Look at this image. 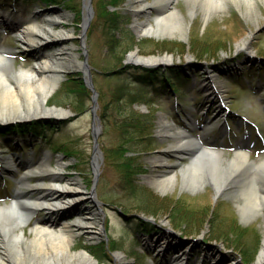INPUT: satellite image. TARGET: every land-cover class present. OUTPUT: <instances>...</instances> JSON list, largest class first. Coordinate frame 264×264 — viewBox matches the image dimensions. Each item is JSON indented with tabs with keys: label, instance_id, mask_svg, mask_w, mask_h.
Wrapping results in <instances>:
<instances>
[{
	"label": "rangeland",
	"instance_id": "374dc122",
	"mask_svg": "<svg viewBox=\"0 0 264 264\" xmlns=\"http://www.w3.org/2000/svg\"><path fill=\"white\" fill-rule=\"evenodd\" d=\"M134 1L55 0L45 5L37 0L27 5L19 0L13 8L11 1L0 0V16L7 21L0 22V50L10 51L14 69L34 67L45 53L68 48L88 70H65L47 102L67 112V118L0 123L9 129L38 122V134L0 137V147L8 151L4 156L15 151L23 153L20 161L46 157L67 166L84 196L70 211L52 217L39 211L33 220L76 223L79 213H88L89 223L79 231L72 229L71 243L73 252L85 251L94 264H174L186 257L188 264H244L250 257L247 264H256L264 240V210L244 219L232 190L216 196L208 183L184 187L180 169L190 160L174 152V135H160L159 121L185 130L206 147L223 150L225 157L231 158L242 142L251 160L264 159V2L256 0L249 15L243 6L227 2L222 11L203 17L200 8L191 12L189 0H177L172 7L187 26L185 37L175 33L159 38L137 36ZM88 8L90 21L84 28ZM29 18L44 26L53 19L58 26L48 30L49 36L63 31L70 37L41 48L24 47L19 36ZM244 39L247 50L238 47ZM132 52L143 58L169 56L172 61L133 64L128 61ZM213 91L224 93L232 112L215 102ZM95 124L100 126L96 147ZM94 157L96 177L91 172ZM154 158L163 161L154 163ZM171 166L176 179L161 191L150 178ZM123 173L134 181L133 193L126 190ZM11 175L0 171V198H9L19 188ZM141 221L168 232L146 235Z\"/></svg>",
	"mask_w": 264,
	"mask_h": 264
},
{
	"label": "bare ground",
	"instance_id": "6f19581e",
	"mask_svg": "<svg viewBox=\"0 0 264 264\" xmlns=\"http://www.w3.org/2000/svg\"><path fill=\"white\" fill-rule=\"evenodd\" d=\"M175 2L177 0H154L147 4L144 0L132 2L137 36L163 38L178 33L185 37L187 26L180 13L172 7ZM227 2L243 6L248 15L256 4V0H189L191 12L195 14L200 8L203 17L222 11ZM140 15H146L148 19L139 21ZM84 23L85 18L83 26ZM44 24L45 26L41 25L33 18L24 22L19 36L24 47L41 48L49 41L60 43L70 37L69 34L59 31L57 37L51 38L48 30L58 26V22L47 19ZM238 47L249 49L248 40L244 39ZM67 50L68 48L56 49L54 53L47 52L35 61L34 67L18 70L14 69L6 52L0 51V123L31 121L37 118H67V112L48 107L47 102L65 70L79 68L88 72L87 65L79 60L78 54H71ZM128 61L153 66L165 65L171 62L172 58H143L138 52H132ZM159 125L160 135L175 136L176 144L172 148L177 156H187L190 160L180 169L184 187L196 189L208 183L216 196L232 190L240 201L239 212L244 219L263 212L264 159L251 160L242 142L237 143L233 156L228 158L224 156V151L204 147L197 138L187 134L185 130L169 126L166 120H160ZM94 126L95 130H99L98 124ZM10 159L2 157L1 160L7 164ZM152 161L162 163L163 160L154 158ZM94 162L98 169L96 157ZM24 165H27L25 172L18 178L20 189L10 196V202L0 203V264H94L85 251L73 252L71 243L74 237L72 229H83V225L89 223L88 213H79L80 217L76 223L52 218L33 220L39 211H45L52 217L70 211L82 203L85 199L78 183L71 178H59L54 175L45 157L35 162V169L31 168V164ZM174 169L175 167L171 166L163 174L151 177V184L165 191L176 179ZM61 179L66 183H55ZM56 187L63 188V192L57 191ZM26 226L28 228H25ZM26 229L29 230V237L26 235ZM256 264H264V240Z\"/></svg>",
	"mask_w": 264,
	"mask_h": 264
},
{
	"label": "trees",
	"instance_id": "16d2710c",
	"mask_svg": "<svg viewBox=\"0 0 264 264\" xmlns=\"http://www.w3.org/2000/svg\"><path fill=\"white\" fill-rule=\"evenodd\" d=\"M50 1H55V0H41V2L43 3H47V2H50ZM110 21V24L111 26L110 27H113L114 26V18L112 19H109ZM112 29V28H111ZM114 43L111 44V47H114ZM147 74H148V70H147ZM153 77V76H152ZM29 128V130H36L38 128V124L36 123H32L30 124L29 126H20V127H10L9 129H5L4 131L5 132H19V131H23L25 129ZM134 129H137V127L133 126ZM140 128V127H139ZM4 135L3 134V131L2 129L0 128V136ZM126 158V157H125ZM126 159H129V158H126ZM124 167L125 165H127V163H123ZM124 174V173H123ZM125 175V174H124ZM125 180L124 181V184L126 185V190H128V193L130 194L131 192L133 193L135 191V188L136 185L133 183L134 181L129 177V176H126L125 175ZM212 220V219H211ZM210 220V222H211ZM141 227H143L145 229V231H148V230H155L152 226V224L148 221H144L142 222L141 221ZM248 258V257H246ZM244 259V258H243ZM244 263L247 264V262H252V257H250L249 259L247 260H243Z\"/></svg>",
	"mask_w": 264,
	"mask_h": 264
},
{
	"label": "water",
	"instance_id": "95a60500",
	"mask_svg": "<svg viewBox=\"0 0 264 264\" xmlns=\"http://www.w3.org/2000/svg\"><path fill=\"white\" fill-rule=\"evenodd\" d=\"M87 19H86V23H85V27L88 25V23H89V20H90V12H89V10H88V13H87ZM88 85H89V87L90 88H92V86H91V84L90 83H88ZM95 94H94V96H93V103L95 102ZM92 134H93V136H94V146L96 147V131H95V129H93L92 130ZM94 175H96V172L94 171ZM152 224V223H151ZM152 226H153V228L156 230V231H158V232H160V233H166V232H168V231H166V230H164V229H162V228H159V227H157L156 225H154V224H152Z\"/></svg>",
	"mask_w": 264,
	"mask_h": 264
}]
</instances>
